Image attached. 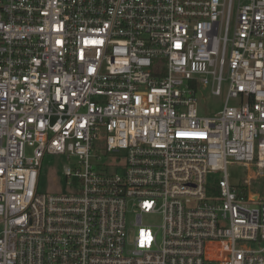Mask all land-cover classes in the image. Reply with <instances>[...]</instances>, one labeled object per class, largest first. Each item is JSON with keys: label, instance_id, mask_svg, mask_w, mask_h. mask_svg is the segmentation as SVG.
<instances>
[{"label": "built area", "instance_id": "built-area-1", "mask_svg": "<svg viewBox=\"0 0 264 264\" xmlns=\"http://www.w3.org/2000/svg\"><path fill=\"white\" fill-rule=\"evenodd\" d=\"M263 174L264 0H0V264H264Z\"/></svg>", "mask_w": 264, "mask_h": 264}, {"label": "rangeland", "instance_id": "rangeland-1", "mask_svg": "<svg viewBox=\"0 0 264 264\" xmlns=\"http://www.w3.org/2000/svg\"><path fill=\"white\" fill-rule=\"evenodd\" d=\"M223 1V0H220ZM247 2L248 0H234L236 3ZM202 91L198 94L199 98V113L201 115H212L220 110L223 105L224 93L220 96L208 94V90ZM29 152V151H28ZM74 159H68L65 155H46L43 158L40 177L38 182V189L40 191H58L66 188V181L64 178V169L71 166ZM256 167H246L241 164L227 165L228 180L232 185H239L243 180L250 175H255ZM252 188L264 198V174L257 175L254 179Z\"/></svg>", "mask_w": 264, "mask_h": 264}]
</instances>
